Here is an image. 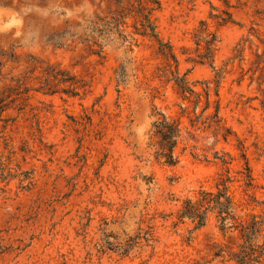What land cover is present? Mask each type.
Listing matches in <instances>:
<instances>
[{
	"label": "rangeland",
	"instance_id": "1",
	"mask_svg": "<svg viewBox=\"0 0 264 264\" xmlns=\"http://www.w3.org/2000/svg\"><path fill=\"white\" fill-rule=\"evenodd\" d=\"M0 264H264V0H0Z\"/></svg>",
	"mask_w": 264,
	"mask_h": 264
},
{
	"label": "trees",
	"instance_id": "2",
	"mask_svg": "<svg viewBox=\"0 0 264 264\" xmlns=\"http://www.w3.org/2000/svg\"><path fill=\"white\" fill-rule=\"evenodd\" d=\"M154 128L155 135L159 138V158L165 159L166 164L175 165L177 160L174 158V149L179 135L177 126L164 117L154 123ZM229 182V179L222 180L217 185V192H202L198 201L187 200L182 217L197 222L199 228L206 224L211 213H215L223 231L239 228L240 225H237V217L234 213L233 200L229 193ZM258 229H261L258 227V223L241 227L242 236L250 246H253L255 241L253 235L258 232Z\"/></svg>",
	"mask_w": 264,
	"mask_h": 264
}]
</instances>
